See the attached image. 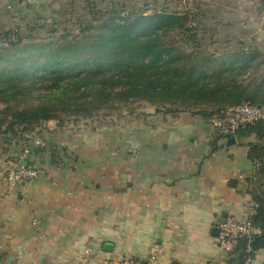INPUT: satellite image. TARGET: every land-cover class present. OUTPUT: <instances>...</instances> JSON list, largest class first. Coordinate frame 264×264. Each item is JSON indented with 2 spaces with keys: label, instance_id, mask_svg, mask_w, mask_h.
I'll return each instance as SVG.
<instances>
[{
  "label": "crops",
  "instance_id": "0c3cea01",
  "mask_svg": "<svg viewBox=\"0 0 264 264\" xmlns=\"http://www.w3.org/2000/svg\"><path fill=\"white\" fill-rule=\"evenodd\" d=\"M66 1L0 0V32L23 21L52 23ZM188 4L200 27L247 30L249 43L264 44V0ZM150 117L151 126L142 116L118 143L105 126L43 122L36 158L44 174L13 189L0 181V264H103L150 254L157 264H224L219 222L246 219L254 207L246 147L215 137L202 115ZM21 146L0 135V159ZM249 264H264V247Z\"/></svg>",
  "mask_w": 264,
  "mask_h": 264
},
{
  "label": "trees",
  "instance_id": "16d2710c",
  "mask_svg": "<svg viewBox=\"0 0 264 264\" xmlns=\"http://www.w3.org/2000/svg\"><path fill=\"white\" fill-rule=\"evenodd\" d=\"M93 14L78 18L76 33L62 27L56 38L57 20L49 27L47 22L21 21L0 32V135L23 142L24 133H37L45 121L66 122L60 112L91 115L135 101L154 106L157 113L187 111L209 119L224 117L238 104L264 109V75L253 85L241 79L256 54L200 58L168 39L173 30H198L195 12L165 7L128 12L113 6L110 12ZM45 28L47 39L34 40V33ZM21 102L26 106L18 107ZM202 102L207 107H200ZM211 127L215 137L227 135ZM231 135L246 147L254 166L245 178L254 203L249 215L253 231L236 239L224 264H245L264 247V118L239 124Z\"/></svg>",
  "mask_w": 264,
  "mask_h": 264
},
{
  "label": "rangeland",
  "instance_id": "374dc122",
  "mask_svg": "<svg viewBox=\"0 0 264 264\" xmlns=\"http://www.w3.org/2000/svg\"><path fill=\"white\" fill-rule=\"evenodd\" d=\"M66 2V5H61L57 8L60 14L57 13L58 15L56 14V16L60 24L58 25L59 31L54 34L55 38L62 33V27H67L70 33H76L79 28L78 18L82 20L91 18L95 16L93 14L95 11L110 12L113 6L128 12L140 10L148 12L153 8L161 9L162 7L178 11L181 14H187L188 11L187 0L184 2L180 0H67ZM85 5L87 8H91L90 11L86 12L83 10ZM61 11L66 12L62 13ZM50 25L49 23L47 27ZM38 32L34 33V40L47 39L48 32H46V28ZM168 39L183 48L187 54L191 56L198 55L200 58L204 56L228 58V56L238 54L241 51L254 53L256 54V59L251 67L242 74L241 79L244 84L253 85L264 75V44L253 45L249 43L247 30L231 29L225 33L216 29L213 31L211 29L206 30L198 26V30L195 28V30L186 31V33L170 31ZM0 52L3 53L4 50ZM31 104L33 103L28 102L27 106H31ZM22 106H26V102H21L18 105V107ZM199 106L207 107V104L202 102ZM0 107H3V104L0 103ZM147 110L152 111L147 112ZM155 114L161 116L163 112L159 111L157 113L154 106L146 102L138 103L135 101L102 107L97 111H93L91 115L60 112L59 116L64 118L68 124L77 125L79 123L82 125L88 123V126H94V128L98 129H103V126H105L108 129L107 133H111L113 136L112 141L118 143L117 139L115 140L114 138H118L120 132H135L136 120H141L142 116H144L145 124L151 126L150 115ZM204 117L208 119L210 124V119L206 116ZM113 147L117 148L118 146L115 144Z\"/></svg>",
  "mask_w": 264,
  "mask_h": 264
},
{
  "label": "built area",
  "instance_id": "2783aa9c",
  "mask_svg": "<svg viewBox=\"0 0 264 264\" xmlns=\"http://www.w3.org/2000/svg\"><path fill=\"white\" fill-rule=\"evenodd\" d=\"M34 0H24L27 4H32ZM185 1V0H180ZM10 6H8L9 8ZM187 0V10H189ZM17 21V15L13 17ZM259 118H264V109L250 104H238L231 107L224 117L211 118V125L217 127L222 133L231 135L241 123H250ZM24 141L20 151L13 155H7L0 159V181L7 188H17L21 183L36 179L44 174V168L37 161L34 152L39 145L35 132L24 133ZM26 161V164L22 162ZM218 241L222 249L227 253L232 249L239 236L253 231L249 216L246 219L238 220L232 217L224 218L218 224ZM251 261L248 258L245 264ZM103 264H157L155 254H150L145 259L117 258L109 260Z\"/></svg>",
  "mask_w": 264,
  "mask_h": 264
},
{
  "label": "water",
  "instance_id": "95a60500",
  "mask_svg": "<svg viewBox=\"0 0 264 264\" xmlns=\"http://www.w3.org/2000/svg\"><path fill=\"white\" fill-rule=\"evenodd\" d=\"M150 111H152V110H147V112H150ZM225 138L227 139L228 144H232L235 141V137L233 135H226ZM22 163L26 164V161H23ZM105 247H107V245H105Z\"/></svg>",
  "mask_w": 264,
  "mask_h": 264
}]
</instances>
